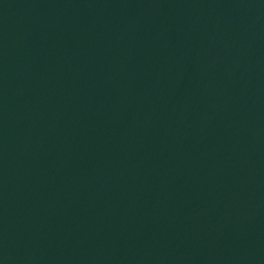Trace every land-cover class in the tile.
Returning a JSON list of instances; mask_svg holds the SVG:
<instances>
[{
    "label": "water",
    "instance_id": "water-1",
    "mask_svg": "<svg viewBox=\"0 0 264 264\" xmlns=\"http://www.w3.org/2000/svg\"><path fill=\"white\" fill-rule=\"evenodd\" d=\"M0 264H264V0H0Z\"/></svg>",
    "mask_w": 264,
    "mask_h": 264
}]
</instances>
